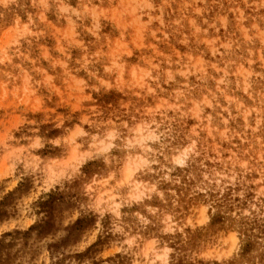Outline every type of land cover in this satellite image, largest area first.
Here are the masks:
<instances>
[{
    "label": "rangeland",
    "instance_id": "374dc122",
    "mask_svg": "<svg viewBox=\"0 0 264 264\" xmlns=\"http://www.w3.org/2000/svg\"><path fill=\"white\" fill-rule=\"evenodd\" d=\"M0 264H264V0H0Z\"/></svg>",
    "mask_w": 264,
    "mask_h": 264
}]
</instances>
